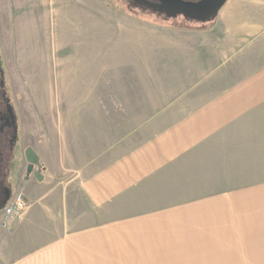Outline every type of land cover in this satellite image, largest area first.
I'll use <instances>...</instances> for the list:
<instances>
[{
	"label": "rangeland",
	"instance_id": "rangeland-1",
	"mask_svg": "<svg viewBox=\"0 0 264 264\" xmlns=\"http://www.w3.org/2000/svg\"><path fill=\"white\" fill-rule=\"evenodd\" d=\"M217 16L197 24L128 0H0V68L17 135L10 198L29 176V146L40 155L41 165L30 174L39 180L46 163L55 172L87 178L195 113L211 96L199 92L212 86H199L215 81L199 78L194 69V40L203 38L200 30ZM260 107L241 133L229 132L236 141L223 153L231 156L222 160L228 174L210 176L218 187L232 189L211 190L213 183H203L192 190L190 184L165 181L144 185L145 197L120 201L124 213L212 195L219 201L209 208V218H170L175 222L169 227L144 236L130 226L137 223L126 229L122 224L121 239L111 236L122 242L121 255L110 254L108 243L86 255L74 250L79 254L73 264H264V103ZM181 162L175 167H185ZM2 211L0 250L8 236L18 237L21 220H5ZM99 219L111 221L94 226H113L117 218Z\"/></svg>",
	"mask_w": 264,
	"mask_h": 264
},
{
	"label": "crops",
	"instance_id": "crops-1",
	"mask_svg": "<svg viewBox=\"0 0 264 264\" xmlns=\"http://www.w3.org/2000/svg\"><path fill=\"white\" fill-rule=\"evenodd\" d=\"M200 31L203 38L194 40V69L199 78L215 81L199 86H212L199 92L211 96L200 102L195 113L139 152L97 174L75 178L55 172L53 165L46 163L43 180L36 174L25 175L17 190L25 194L28 206L17 224L18 237L8 236L1 243L0 264H73V256L79 254L74 250L86 255L92 248H108V243L113 249L110 254L121 255L122 224L126 229L130 223H137L130 226L144 236V231L169 227L175 222L170 218L210 217L209 208L219 201L212 195H195L175 204L159 203L157 210L122 213L120 208L122 199L145 197L142 187L148 183H186L193 186L192 190L213 183L207 189H232L218 187L216 177L210 176L228 174L222 160L231 156L223 153L236 141L229 132L241 133L251 112L264 103V0H227L215 22ZM198 61L204 66L199 68ZM255 62L261 64L254 66ZM181 160L185 167L176 168ZM112 203L119 206L117 211L111 208ZM99 218L117 219L112 220L113 226L96 227L99 221H111ZM111 236L120 239L113 242Z\"/></svg>",
	"mask_w": 264,
	"mask_h": 264
},
{
	"label": "flooded vegetation",
	"instance_id": "flooded-vegetation-1",
	"mask_svg": "<svg viewBox=\"0 0 264 264\" xmlns=\"http://www.w3.org/2000/svg\"><path fill=\"white\" fill-rule=\"evenodd\" d=\"M131 4L153 14L182 16L190 22L206 24L221 0H128ZM4 72L0 68V214L8 202L11 191L10 178L14 168L16 127L8 100Z\"/></svg>",
	"mask_w": 264,
	"mask_h": 264
},
{
	"label": "built area",
	"instance_id": "built-area-1",
	"mask_svg": "<svg viewBox=\"0 0 264 264\" xmlns=\"http://www.w3.org/2000/svg\"><path fill=\"white\" fill-rule=\"evenodd\" d=\"M28 206L27 199L23 192H16L12 198L6 203L2 211V218L9 220L10 218H20Z\"/></svg>",
	"mask_w": 264,
	"mask_h": 264
},
{
	"label": "water",
	"instance_id": "water-1",
	"mask_svg": "<svg viewBox=\"0 0 264 264\" xmlns=\"http://www.w3.org/2000/svg\"><path fill=\"white\" fill-rule=\"evenodd\" d=\"M226 1L227 0H221L219 2V4L216 6L213 12L215 15L218 14L219 10L222 8V6L225 4ZM26 158L28 161L27 172L30 175L35 169V167H38L41 165L40 155L32 146H29L26 150Z\"/></svg>",
	"mask_w": 264,
	"mask_h": 264
}]
</instances>
